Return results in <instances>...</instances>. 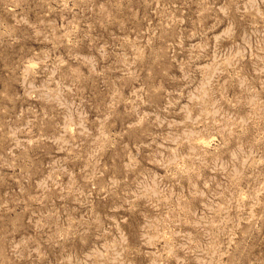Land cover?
Listing matches in <instances>:
<instances>
[{
  "label": "rangeland",
  "instance_id": "1",
  "mask_svg": "<svg viewBox=\"0 0 264 264\" xmlns=\"http://www.w3.org/2000/svg\"><path fill=\"white\" fill-rule=\"evenodd\" d=\"M0 264H264V0H0Z\"/></svg>",
  "mask_w": 264,
  "mask_h": 264
}]
</instances>
